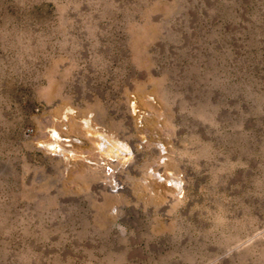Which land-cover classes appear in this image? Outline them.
<instances>
[{
    "label": "rangeland",
    "instance_id": "rangeland-1",
    "mask_svg": "<svg viewBox=\"0 0 264 264\" xmlns=\"http://www.w3.org/2000/svg\"><path fill=\"white\" fill-rule=\"evenodd\" d=\"M0 264H264V0H0Z\"/></svg>",
    "mask_w": 264,
    "mask_h": 264
},
{
    "label": "bare ground",
    "instance_id": "bare-ground-1",
    "mask_svg": "<svg viewBox=\"0 0 264 264\" xmlns=\"http://www.w3.org/2000/svg\"><path fill=\"white\" fill-rule=\"evenodd\" d=\"M87 123V122H86Z\"/></svg>",
    "mask_w": 264,
    "mask_h": 264
}]
</instances>
